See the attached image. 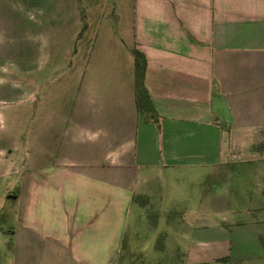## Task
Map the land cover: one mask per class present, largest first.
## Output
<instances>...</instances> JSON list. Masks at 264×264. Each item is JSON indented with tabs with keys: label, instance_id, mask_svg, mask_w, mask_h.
<instances>
[{
	"label": "crops",
	"instance_id": "0c3cea01",
	"mask_svg": "<svg viewBox=\"0 0 264 264\" xmlns=\"http://www.w3.org/2000/svg\"><path fill=\"white\" fill-rule=\"evenodd\" d=\"M93 1L0 0V54L13 11L52 24L65 3L79 22L67 92L12 179L0 264H264V0Z\"/></svg>",
	"mask_w": 264,
	"mask_h": 264
},
{
	"label": "rangeland",
	"instance_id": "374dc122",
	"mask_svg": "<svg viewBox=\"0 0 264 264\" xmlns=\"http://www.w3.org/2000/svg\"><path fill=\"white\" fill-rule=\"evenodd\" d=\"M7 6L20 10L18 3ZM13 13L17 19L15 25L6 20L8 30L0 54V107L5 114L0 121V138L5 139L8 161L6 179L0 181V237L8 236L6 231L12 230L17 221L18 204L11 198L12 179L23 157L28 156L31 131L58 109L67 92V70L79 27L77 14L65 3L54 13L60 21L56 19L52 24L42 21V25V16L36 17L35 12H31L32 18L27 13Z\"/></svg>",
	"mask_w": 264,
	"mask_h": 264
},
{
	"label": "trees",
	"instance_id": "16d2710c",
	"mask_svg": "<svg viewBox=\"0 0 264 264\" xmlns=\"http://www.w3.org/2000/svg\"><path fill=\"white\" fill-rule=\"evenodd\" d=\"M132 54L134 59V95L136 109L137 111L143 112L148 116V113L151 111V108L149 106L148 92L144 86V73L146 67L145 58L143 54H141L136 49L132 50Z\"/></svg>",
	"mask_w": 264,
	"mask_h": 264
}]
</instances>
